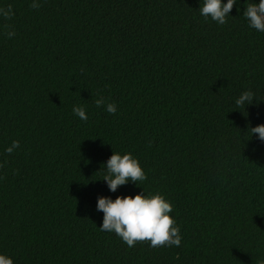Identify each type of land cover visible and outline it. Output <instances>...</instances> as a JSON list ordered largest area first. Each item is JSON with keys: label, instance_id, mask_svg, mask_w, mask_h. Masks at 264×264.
<instances>
[{"label": "trees", "instance_id": "obj_1", "mask_svg": "<svg viewBox=\"0 0 264 264\" xmlns=\"http://www.w3.org/2000/svg\"><path fill=\"white\" fill-rule=\"evenodd\" d=\"M250 2L219 25L199 0H0L14 13L0 17V253L14 264H264V142L250 129L264 124V33L248 27ZM246 90L253 102L236 105ZM112 151L139 160V186L108 190ZM142 190L171 202L179 247L129 248L98 228V196Z\"/></svg>", "mask_w": 264, "mask_h": 264}, {"label": "clouds", "instance_id": "obj_2", "mask_svg": "<svg viewBox=\"0 0 264 264\" xmlns=\"http://www.w3.org/2000/svg\"><path fill=\"white\" fill-rule=\"evenodd\" d=\"M239 0H199V13L205 19H211L219 25L227 22V17L234 5ZM38 0H32L31 7L38 8ZM11 6L0 7V17L10 19L13 15ZM243 15L248 22V27L259 33H264V0H251L243 10ZM11 38L15 35L13 31L7 33ZM254 94L246 90L235 99L238 106H246L253 102ZM97 107H104L108 114H115L117 106L107 103L103 98L95 101ZM73 114L82 121H87L88 115L83 106H73ZM251 135H258V139L264 142V124L250 127ZM19 147V141L13 140L5 151L12 154ZM104 165L106 182L110 192L115 193L118 187L130 181L139 186L138 182L146 179V174L140 166L139 160L130 152L121 154L112 151ZM96 211L102 212V220L98 228L107 233H115L129 247H133L138 241H148L151 247H179L182 236L175 218L170 215L173 206L160 193L146 195L144 191L134 195H117L115 199L108 196H98L96 200ZM0 264H14L13 258L0 253Z\"/></svg>", "mask_w": 264, "mask_h": 264}]
</instances>
